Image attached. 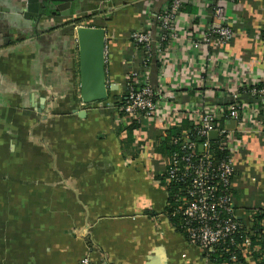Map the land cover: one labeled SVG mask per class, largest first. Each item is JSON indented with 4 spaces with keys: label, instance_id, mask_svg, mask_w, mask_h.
<instances>
[{
    "label": "crops",
    "instance_id": "crops-1",
    "mask_svg": "<svg viewBox=\"0 0 264 264\" xmlns=\"http://www.w3.org/2000/svg\"><path fill=\"white\" fill-rule=\"evenodd\" d=\"M90 1L97 0H73L71 15L35 24L25 17L27 0H0V264H206L202 249L165 214L168 193L155 178L166 174L168 160L153 140L189 120L185 108L242 100L247 122L234 152L232 190L237 217L250 228V212L264 204V112L242 90L264 83V0L220 3L235 32L229 45L206 40L216 22L213 0H183L175 39L162 43L148 66L129 31L149 26L159 42L150 12L172 0H103L106 9L93 15ZM81 25L106 29L115 91L130 72L150 71L160 84L167 68L165 84L178 83L170 109L179 120L165 126L144 119L125 143L135 118H121L112 104L84 105L75 39Z\"/></svg>",
    "mask_w": 264,
    "mask_h": 264
},
{
    "label": "built area",
    "instance_id": "built-area-1",
    "mask_svg": "<svg viewBox=\"0 0 264 264\" xmlns=\"http://www.w3.org/2000/svg\"><path fill=\"white\" fill-rule=\"evenodd\" d=\"M215 3L214 14L216 22L207 30V41H218V44H228L235 39L234 30L227 25L224 8L220 3L228 1L236 4L240 0H213ZM183 6V0H173L165 7L156 11H151L152 18L159 23L160 36L159 42L152 37L149 26H142L129 34L132 46L142 45L145 49V55L148 61L158 57L161 44L175 39V34L179 26L178 18ZM150 9H146L149 13ZM83 26V25H81ZM152 57V58H151ZM167 63H164L165 68ZM168 69H163L159 75L160 84L154 85L149 76L150 71H146L143 76L135 72H130L125 77L124 83L128 87V94L125 103L121 108L125 117H133L137 120L154 119L162 120L165 126L170 123L173 125L179 120V115L173 113L170 109L175 103L176 96L174 89L178 88L175 81L171 85H166ZM253 96L264 100V88L251 91ZM235 96L233 100L235 101ZM96 104V103H95ZM92 105V104H90ZM102 109H109L111 104L104 105L97 103ZM210 104L204 103L202 109L192 107L185 108V114L189 115L195 134L200 139H206L203 146L202 158L197 159L195 148L197 145L191 142L187 137L183 138L184 150L189 154L178 160L173 158L168 160V169L166 171L167 179L183 181L192 176V187L187 193V197L181 200L184 204L182 214L187 222L189 243L211 252L213 247L219 243L230 241L235 243L236 234L240 233V224L237 213L234 211V197L232 192V177L235 173L234 152L239 146L238 135L245 130L247 117L244 115L246 105L230 107L227 115L228 121L236 122V130H230L227 127L218 128L214 121H218L225 116V109L209 108ZM227 126V125H226ZM211 132H217L218 138L222 140L221 148L228 149L231 156L228 161L219 165L212 162V156L208 152L210 148L209 135ZM152 155V154H151ZM196 160L194 163L193 160ZM183 164L185 167H181ZM179 179V180H178ZM244 246L240 249H248L251 242L248 237L244 240ZM206 260V259H205ZM208 264V261H205ZM82 264H91L85 259Z\"/></svg>",
    "mask_w": 264,
    "mask_h": 264
},
{
    "label": "trees",
    "instance_id": "trees-1",
    "mask_svg": "<svg viewBox=\"0 0 264 264\" xmlns=\"http://www.w3.org/2000/svg\"><path fill=\"white\" fill-rule=\"evenodd\" d=\"M262 32V38H264V29ZM133 48L139 52L140 58H147L145 55V49L142 45L137 47L134 46ZM253 88H256L257 90L263 89L264 83L257 85L256 87H248L246 90H242V93L249 94L250 97L248 98L250 102H259L260 107L264 112V100H261L258 96H251V91ZM127 94L128 87L126 86V83H124L121 91H111L108 100L100 103H103L104 105L112 104L113 109L117 110L122 118L124 114L121 112V108L125 103ZM243 103L244 102L242 100H233L228 106L223 107L225 109V116L220 118L218 121H214L215 126L218 128L226 127L228 121L227 115L229 113L228 109L234 106H241ZM262 115H264V113H262ZM141 121L142 120H140L139 123L137 120L133 119L129 125H126L127 127H125V129L127 131V138L126 141H124L125 143L132 140L133 134L142 128ZM190 122V120L184 119L180 126L167 128L163 139L160 137V135L159 137L155 138L153 140V146L156 154L162 157V159L171 160L173 158H177L178 160H181L189 154V151L184 150L183 147V138L187 137V139L197 145L195 148V154L198 156L197 159L202 158L203 151H200L199 147L201 144L207 142V140L205 138L200 139L196 136L194 128ZM238 138H240L239 135ZM209 144L210 148L208 152L212 156V162H214V164L219 165L228 161L231 156V152L228 149L221 148V139H209ZM195 161L196 160L194 159L193 162L196 163ZM182 167L185 166L181 164L180 168L182 169ZM233 178L234 175L232 180ZM155 179L167 190L169 204L165 214L168 217L170 224L189 242V236L187 232L188 226L182 214L185 206L181 200H184V198L187 197V193L192 187V176L187 177L183 181H169L170 179H167L166 174L163 177L156 176ZM231 193L233 194V190ZM234 211L237 213L236 205H234ZM146 214L152 215V212L147 211ZM249 219L251 223L249 229H247L245 226L244 221L238 220L240 224V233L236 234L234 244H232L230 241H225L214 246L211 252H202L203 257L208 261V264H264V204L260 209L251 211ZM246 237L249 238L251 245L248 249H240L241 246H244L243 242ZM251 260L252 262H250Z\"/></svg>",
    "mask_w": 264,
    "mask_h": 264
},
{
    "label": "water",
    "instance_id": "water-1",
    "mask_svg": "<svg viewBox=\"0 0 264 264\" xmlns=\"http://www.w3.org/2000/svg\"><path fill=\"white\" fill-rule=\"evenodd\" d=\"M72 1L27 0L25 17L32 18L35 24H40L42 20L50 19V16L58 14L69 16L71 15ZM44 3L53 5L52 10L44 11ZM106 35L104 27L80 26L75 32L79 52L80 99L84 105L105 102L108 100L110 92L118 89L117 85L108 84ZM80 115L84 116V114ZM227 128L235 130L236 122L230 121ZM217 138V132L210 133L209 139L216 140ZM199 150L203 151L202 145Z\"/></svg>",
    "mask_w": 264,
    "mask_h": 264
},
{
    "label": "rangeland",
    "instance_id": "rangeland-1",
    "mask_svg": "<svg viewBox=\"0 0 264 264\" xmlns=\"http://www.w3.org/2000/svg\"><path fill=\"white\" fill-rule=\"evenodd\" d=\"M94 3V4H93ZM130 4V3H129ZM129 4H127V5H129ZM103 5H105V3L103 2V0H97V1H90L89 2V4L88 3H86L85 4V7H87V8H91V10H89L88 11V14H95V12H96V10H98V9H100V7H102V8H104V6ZM113 5H115V6H119V7H117V9H121V10H119L120 12H122V10H124V9H122L123 7H122V5L121 4H113ZM104 9H106V8H104ZM119 12V13H120ZM151 16H152V14H151ZM142 17V16H141ZM142 18H144L145 19V17H142ZM143 19V20H144ZM85 23V22H84ZM133 31V30H132ZM132 31H129V33H131ZM129 36V35H128Z\"/></svg>",
    "mask_w": 264,
    "mask_h": 264
}]
</instances>
